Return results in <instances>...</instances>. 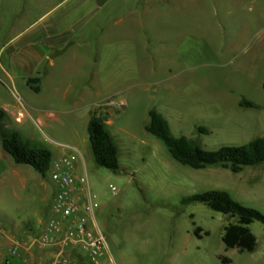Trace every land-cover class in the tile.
<instances>
[{
	"label": "rangeland",
	"instance_id": "obj_1",
	"mask_svg": "<svg viewBox=\"0 0 264 264\" xmlns=\"http://www.w3.org/2000/svg\"><path fill=\"white\" fill-rule=\"evenodd\" d=\"M57 1L2 0L7 24L0 28V42L13 34L10 28L24 31ZM12 11L18 14L15 24ZM52 57L42 95L17 72L14 83H0V107H19L41 120L27 116L0 126L17 127L31 146L57 154L61 144L79 149L76 165L98 204L94 220L114 264H264L262 222L248 224L256 238L253 250L226 248L221 235L236 217L201 202H181L224 190L264 214V162L238 173L191 168L175 161L144 128L153 108L172 135L205 149L264 136V0H109L85 15ZM241 99L254 106H239ZM30 100L43 111L27 107ZM99 110L107 112L106 128L118 149L116 171L96 165L90 151L86 125ZM54 188L49 172L15 163L0 146L2 255L13 223L34 221L42 210L52 214Z\"/></svg>",
	"mask_w": 264,
	"mask_h": 264
},
{
	"label": "trees",
	"instance_id": "obj_2",
	"mask_svg": "<svg viewBox=\"0 0 264 264\" xmlns=\"http://www.w3.org/2000/svg\"><path fill=\"white\" fill-rule=\"evenodd\" d=\"M37 77L28 78L27 85L38 91L34 85ZM264 90V80L261 83ZM239 106L253 107L254 104L245 99L239 101ZM6 116L0 109V121ZM106 111H94L87 121L86 131L89 147L96 165L116 171L118 168V149L106 128ZM145 130L160 139L170 156L177 162L191 168L200 169L218 165L236 173L244 166L257 165L264 162V136H257L241 145H223L216 149H205L194 139L184 135L171 134L167 120L156 110L148 111V121ZM206 131V130H205ZM1 149L11 156L17 164H27L36 172L44 175L49 167L52 153L42 146H31L24 141L16 130L0 126ZM182 203L201 202L210 209L236 217L235 223L224 226L221 240L226 248H236L239 251H251L255 247L256 238L248 228V224L257 220L264 224V214L258 210L242 205L230 197L224 190H208L188 195L181 199ZM201 229L195 227L194 234L200 237ZM204 231V234H207ZM226 263L230 260L221 257Z\"/></svg>",
	"mask_w": 264,
	"mask_h": 264
},
{
	"label": "crops",
	"instance_id": "obj_3",
	"mask_svg": "<svg viewBox=\"0 0 264 264\" xmlns=\"http://www.w3.org/2000/svg\"><path fill=\"white\" fill-rule=\"evenodd\" d=\"M108 1L109 0H59L50 9L45 10L31 21L24 28V31L18 30V27L17 29L10 28L14 30L13 34L11 33L9 37L0 42V83H4L6 80L14 83L16 80L15 73L17 72L21 75L26 86L33 91L27 85L26 80L28 78L37 77L38 81L34 83V85L38 87V91L34 92L42 95L41 93L44 91L45 82L49 79V67L54 65L52 55L59 54V52L63 50L67 41V34L70 33L72 29L76 30L78 28L85 15L95 12ZM1 2L2 0H0V6L2 5ZM77 13H79V15L76 17ZM16 16L18 17V14L15 15L13 11L9 15V19L13 21L14 24L17 23L18 20ZM3 17L7 18V16L0 11V28L5 27V24H7ZM43 62H45L43 67L39 66L41 65L40 63ZM36 102V100H30L26 101L25 104L27 107L37 112L43 111L42 107L36 104ZM0 109L6 114L4 119L0 121L2 126H4L3 124L7 121L17 125L26 119L27 116L33 120L35 119L36 122L38 121L37 119L41 120L39 116L32 118L28 110L24 112L19 107L1 106ZM12 130H16L22 137L17 127H14ZM28 138L33 140L32 137ZM51 153L57 155V153ZM243 168L238 172H241ZM52 216L53 213L49 215L46 211L42 210L40 217L34 221L26 219L21 223H13L10 231L11 235L7 236L9 248L6 255H2L1 251L4 243L0 240V258H3V262L9 264L10 257L14 259L13 264H46L51 260L55 254L56 247H42L34 243L32 244V240L41 233L45 224ZM4 230L5 229H0V232L3 233ZM14 241L22 242L16 254L12 252ZM14 257H16V259Z\"/></svg>",
	"mask_w": 264,
	"mask_h": 264
},
{
	"label": "built area",
	"instance_id": "obj_4",
	"mask_svg": "<svg viewBox=\"0 0 264 264\" xmlns=\"http://www.w3.org/2000/svg\"><path fill=\"white\" fill-rule=\"evenodd\" d=\"M61 148V153L52 156L46 171L55 186L53 216L32 244L56 247L46 264H114L94 220L98 204L93 200L88 178L84 171L77 170L79 149L73 144H61ZM21 244L14 241L12 252L16 254Z\"/></svg>",
	"mask_w": 264,
	"mask_h": 264
}]
</instances>
